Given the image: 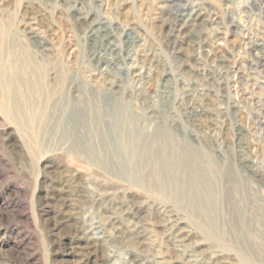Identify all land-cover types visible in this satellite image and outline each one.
Instances as JSON below:
<instances>
[{
    "label": "rangeland",
    "instance_id": "obj_1",
    "mask_svg": "<svg viewBox=\"0 0 264 264\" xmlns=\"http://www.w3.org/2000/svg\"><path fill=\"white\" fill-rule=\"evenodd\" d=\"M263 61L264 0H0V264H264Z\"/></svg>",
    "mask_w": 264,
    "mask_h": 264
},
{
    "label": "bare ground",
    "instance_id": "obj_2",
    "mask_svg": "<svg viewBox=\"0 0 264 264\" xmlns=\"http://www.w3.org/2000/svg\"><path fill=\"white\" fill-rule=\"evenodd\" d=\"M89 18H91L90 16H85L84 18H83V21H88V23H90V24H88V27H90L91 25L93 26L94 24L92 23L93 21L92 20H90ZM176 18V17H175ZM178 18V17H177ZM87 23V22H86ZM92 29H93V27H92ZM91 31V30H90ZM170 34V33H169ZM86 35V34H85ZM104 37V36H103ZM42 43V42H41ZM113 43V42H112ZM262 46V45H261ZM258 50H259V48H258ZM150 58V57H149ZM261 59V58H260ZM112 61V60H111ZM264 62V61H263ZM21 66V65H20ZM25 66V65H24ZM19 68V67H18ZM28 73H30V72H28ZM33 73V72H32ZM26 75V74H25ZM16 78V77H15ZM192 112V111H191ZM193 118V117H192ZM181 140V139H180ZM243 164V163H242ZM163 221H164V219H163ZM172 221V220H171ZM162 222V221H161ZM160 222V223H161ZM176 224V223H175ZM168 226V225H167ZM174 229V228H173ZM140 230V229H139ZM166 232V231H165ZM164 232V233H165ZM176 232V231H175ZM134 233H135V235H136V237H139L140 236V234H139V231L136 229L135 231H134ZM178 236V235H177ZM133 237V236H132ZM171 237V236H170ZM180 239V238H179ZM182 239V238H181ZM135 240V239H134ZM176 240V239H175ZM139 243H140V241H139Z\"/></svg>",
    "mask_w": 264,
    "mask_h": 264
}]
</instances>
